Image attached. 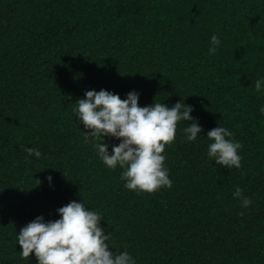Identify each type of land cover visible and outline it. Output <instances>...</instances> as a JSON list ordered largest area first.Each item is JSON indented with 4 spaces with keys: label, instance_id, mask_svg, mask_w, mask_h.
Instances as JSON below:
<instances>
[{
    "label": "trees",
    "instance_id": "trees-1",
    "mask_svg": "<svg viewBox=\"0 0 264 264\" xmlns=\"http://www.w3.org/2000/svg\"><path fill=\"white\" fill-rule=\"evenodd\" d=\"M221 40L209 54V37ZM264 0H0V264L22 257L16 232L81 200L99 211L109 248L136 264H264ZM138 104L192 106L201 135L165 146L170 187L137 193L107 168L72 112L87 89ZM221 124L240 167L206 156ZM104 143H118L105 136ZM24 146L41 151L29 156ZM28 157L25 159V157ZM51 174V184L45 179ZM240 186L247 208L232 195ZM107 243V242H106Z\"/></svg>",
    "mask_w": 264,
    "mask_h": 264
},
{
    "label": "clouds",
    "instance_id": "clouds-1",
    "mask_svg": "<svg viewBox=\"0 0 264 264\" xmlns=\"http://www.w3.org/2000/svg\"><path fill=\"white\" fill-rule=\"evenodd\" d=\"M221 40L214 32L209 37L208 53H215ZM257 92L264 91V76L254 82ZM138 90H129L124 98L111 90L87 89L77 98L72 108L75 119L83 125L85 141L92 138L93 148L100 161L109 169L119 166L123 186L137 193H152L161 187H170L172 179L164 161L165 146L176 135L177 122L191 121L181 127L182 139L194 141L201 135L198 118L190 115L192 106L177 100L171 106L158 100L151 104H138ZM259 112L264 115V104ZM105 136L118 139V143L102 142ZM206 156L217 165L239 168L241 143L232 139L229 128L218 124L210 128ZM29 156L39 158L36 147L24 146ZM28 157L26 156L25 159ZM45 179L51 184L52 176ZM232 195L247 208L250 198L242 196L240 186H234ZM56 219L45 220L37 215L16 232V244L22 257L35 256V264H136L126 250L113 252L109 248L110 233H105L99 211L89 207L83 199L70 200L56 209ZM107 242V243H106Z\"/></svg>",
    "mask_w": 264,
    "mask_h": 264
}]
</instances>
